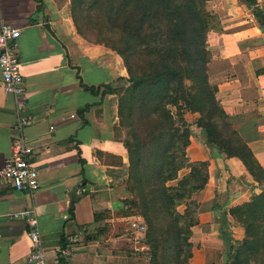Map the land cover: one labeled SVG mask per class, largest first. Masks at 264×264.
Returning a JSON list of instances; mask_svg holds the SVG:
<instances>
[{
  "label": "crops",
  "instance_id": "1",
  "mask_svg": "<svg viewBox=\"0 0 264 264\" xmlns=\"http://www.w3.org/2000/svg\"><path fill=\"white\" fill-rule=\"evenodd\" d=\"M209 5L219 20L209 33L210 81L233 127L264 167V23L258 14L264 15V0H209ZM2 22L21 29L17 50L33 115L25 131L34 145L40 187L32 196L2 185L0 264H33L29 224L9 215L27 208L37 213L48 264H140L135 251L147 247L138 229L142 220L118 213L128 196L129 169L128 151L116 136L119 97L87 88L128 77L122 57L77 31L70 0H0ZM185 116L191 122L190 159L210 161L209 182L194 195L200 222L193 227L189 264H225L219 221L224 214L235 240H241L245 229L229 209L263 186L239 157H225L205 143L195 122L199 112ZM17 122L15 98L3 88L0 67V171L18 135ZM188 171L182 169L180 177ZM96 213L103 217L96 220ZM76 233L79 240L73 241Z\"/></svg>",
  "mask_w": 264,
  "mask_h": 264
},
{
  "label": "trees",
  "instance_id": "2",
  "mask_svg": "<svg viewBox=\"0 0 264 264\" xmlns=\"http://www.w3.org/2000/svg\"><path fill=\"white\" fill-rule=\"evenodd\" d=\"M70 14L77 31L115 50L128 72L87 88L119 97L116 136L128 151L129 169L128 196L118 213L147 225L140 235L147 247L137 256L148 264H189L194 256L193 227L200 222L194 195L209 182L210 161H193L188 154L192 132L185 114L191 111L200 113L195 122L205 143L225 157H239L263 186L229 209L245 229L241 240L224 214L219 221L225 264H264V167L210 81L209 33L219 20L209 0H70ZM184 168L189 171L180 177ZM102 217L95 214L96 220Z\"/></svg>",
  "mask_w": 264,
  "mask_h": 264
},
{
  "label": "built area",
  "instance_id": "3",
  "mask_svg": "<svg viewBox=\"0 0 264 264\" xmlns=\"http://www.w3.org/2000/svg\"><path fill=\"white\" fill-rule=\"evenodd\" d=\"M21 29L15 25L2 22L0 25V67L2 84L7 93L14 96L17 108L18 122L16 129L18 135L13 142L10 156L6 158L5 167L0 171V191L2 185L11 184L22 192L34 196L40 187L38 168L32 163L34 145L26 134V127L32 122L33 115L29 110L28 98L25 95L24 76L20 67V55L17 50L18 38ZM11 217H24L29 224V235L32 240V250L29 260L33 264H48L47 253L44 249L39 221L35 209H24L9 214ZM138 229L144 232L147 225L138 224ZM73 241L79 240V234L71 237Z\"/></svg>",
  "mask_w": 264,
  "mask_h": 264
},
{
  "label": "rangeland",
  "instance_id": "4",
  "mask_svg": "<svg viewBox=\"0 0 264 264\" xmlns=\"http://www.w3.org/2000/svg\"><path fill=\"white\" fill-rule=\"evenodd\" d=\"M65 1V0H64ZM196 237H202L201 235H197ZM207 237V236H206ZM207 239V238H206ZM202 241H203V237H202ZM135 251V250H134ZM137 251H135V253H136ZM137 256V255H136ZM138 257V256H137ZM134 258V261L136 262V257H133ZM139 259V260H138ZM138 259H137V261H139L140 262V264H148V261H147V258H145V257H141V256H139L138 257ZM208 264V263H207Z\"/></svg>",
  "mask_w": 264,
  "mask_h": 264
},
{
  "label": "water",
  "instance_id": "5",
  "mask_svg": "<svg viewBox=\"0 0 264 264\" xmlns=\"http://www.w3.org/2000/svg\"><path fill=\"white\" fill-rule=\"evenodd\" d=\"M47 26V28H50V24H48V25H46Z\"/></svg>",
  "mask_w": 264,
  "mask_h": 264
}]
</instances>
